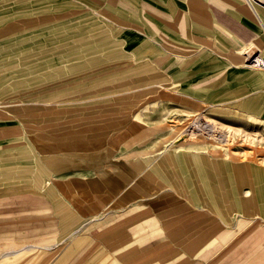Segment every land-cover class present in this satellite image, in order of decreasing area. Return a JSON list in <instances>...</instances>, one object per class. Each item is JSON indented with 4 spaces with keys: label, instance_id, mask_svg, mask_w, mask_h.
I'll list each match as a JSON object with an SVG mask.
<instances>
[{
    "label": "crops",
    "instance_id": "crops-1",
    "mask_svg": "<svg viewBox=\"0 0 264 264\" xmlns=\"http://www.w3.org/2000/svg\"><path fill=\"white\" fill-rule=\"evenodd\" d=\"M255 51L245 0H0V255L264 264V165L150 122L264 121Z\"/></svg>",
    "mask_w": 264,
    "mask_h": 264
},
{
    "label": "rangeland",
    "instance_id": "rangeland-1",
    "mask_svg": "<svg viewBox=\"0 0 264 264\" xmlns=\"http://www.w3.org/2000/svg\"><path fill=\"white\" fill-rule=\"evenodd\" d=\"M68 94H75L74 89L69 87ZM158 114L159 119L150 121L151 125L169 131L176 143L183 141L223 150L264 165V121L261 119L184 113L169 105H164ZM36 249L26 247L18 254L0 255V264H14L18 258L20 261L24 256L36 253Z\"/></svg>",
    "mask_w": 264,
    "mask_h": 264
},
{
    "label": "built area",
    "instance_id": "built-area-1",
    "mask_svg": "<svg viewBox=\"0 0 264 264\" xmlns=\"http://www.w3.org/2000/svg\"><path fill=\"white\" fill-rule=\"evenodd\" d=\"M251 5L262 4L264 6V0H245ZM248 65L256 69H264V57L259 54H251L248 56Z\"/></svg>",
    "mask_w": 264,
    "mask_h": 264
},
{
    "label": "bare ground",
    "instance_id": "bare-ground-1",
    "mask_svg": "<svg viewBox=\"0 0 264 264\" xmlns=\"http://www.w3.org/2000/svg\"><path fill=\"white\" fill-rule=\"evenodd\" d=\"M256 6H263L262 4H256ZM255 53H257V51H255Z\"/></svg>",
    "mask_w": 264,
    "mask_h": 264
},
{
    "label": "water",
    "instance_id": "water-1",
    "mask_svg": "<svg viewBox=\"0 0 264 264\" xmlns=\"http://www.w3.org/2000/svg\"><path fill=\"white\" fill-rule=\"evenodd\" d=\"M254 55H256V53H253Z\"/></svg>",
    "mask_w": 264,
    "mask_h": 264
}]
</instances>
